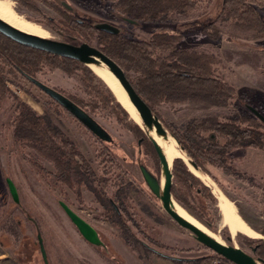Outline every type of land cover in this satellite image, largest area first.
<instances>
[{"label": "rangeland", "instance_id": "374dc122", "mask_svg": "<svg viewBox=\"0 0 264 264\" xmlns=\"http://www.w3.org/2000/svg\"><path fill=\"white\" fill-rule=\"evenodd\" d=\"M249 1L248 5L264 21V0ZM8 2L17 14L45 29L50 39L62 42L70 43L71 40L55 26V21L61 17L52 5L70 10L79 22H88L93 29L95 24L107 22L120 28L124 35L136 39L148 40L159 31L179 34L178 46L181 48L214 56L217 73L235 88L236 97L225 105L200 99L191 102L163 101L157 105L162 117L182 130L194 118L217 117L224 120L238 116L242 120L251 119L256 124L255 129L260 134L264 133V123L248 109L251 106L264 116V35L256 28L244 25L242 20L236 22L231 18L222 19L225 0H199V8L194 13L168 15L156 23L137 22L136 25L116 18L112 1ZM64 3L71 9L66 8ZM216 19L218 22L215 29L219 37L213 40L203 31V27ZM85 34L90 44L96 46L97 33L90 30ZM127 74L132 79L135 76L128 69ZM36 78L75 99L109 132L113 141L108 143L97 140L76 118L27 79H9L8 85L18 99L38 115H49L53 123L76 144L86 160L98 171L104 168L102 160L105 154L114 159L113 165L105 163V168H112V179L119 174L123 176L125 184L129 186L132 212L136 214L134 219L141 223L146 234H140L132 226L133 223H129V226L135 233H139L138 239L148 247L181 260L175 262L160 257L135 239L126 237L109 221L97 219L102 212L101 205L90 193L80 190L82 194H77L75 189L68 190L51 173L52 166L43 159L39 162L44 168L35 166L30 161L31 151L20 147L13 140L10 125L13 108L6 105L0 111V241L4 243L10 256L24 264H44L37 242L40 234L49 264H233L198 242L188 230L177 224L165 212L160 200L150 192L139 164L145 165L158 177H161V165L155 153L148 150L145 143L150 139L148 131L144 125L141 127L135 123L121 105L119 107L113 99V93L99 78L87 76L79 67H74L71 73L46 67ZM257 124L262 126L261 129ZM135 127L140 128L143 133L137 134ZM183 152L190 159L187 152ZM174 162L170 166L172 172ZM228 165L231 169L227 171L209 166L210 174L199 170V178L194 175L216 197V204L199 196L195 201L191 196L188 200L190 209H186L174 200L218 235L226 245L238 246L255 257L252 248L243 240L249 237L242 234L233 236L227 228L219 225L216 190L225 194L244 221L261 235V238L250 239L264 240V137L262 147L235 150ZM8 179L16 186L19 202H15L10 193ZM173 187L184 196L187 195V188L175 176ZM96 188L103 194L99 186ZM113 193L110 188L108 195ZM61 202L89 222L104 244L100 239L101 245L86 242L67 216Z\"/></svg>", "mask_w": 264, "mask_h": 264}, {"label": "trees", "instance_id": "16d2710c", "mask_svg": "<svg viewBox=\"0 0 264 264\" xmlns=\"http://www.w3.org/2000/svg\"><path fill=\"white\" fill-rule=\"evenodd\" d=\"M43 1L47 2V0ZM105 1L114 3L112 8L116 18L140 23H156L168 15L194 13L200 3L199 0ZM249 2V0H225L221 14L223 17L224 14L226 16L222 19L231 18L236 22L242 20L244 25L252 26L264 35V21L259 18L256 10L248 5ZM52 6L61 17L55 21V26L64 31L70 38V43L90 44L85 33L94 30L98 36L96 47L115 60L124 70L126 69V74L127 69L135 74L133 79L128 74L127 77L137 93L168 128L170 134L175 137L179 146L187 152L200 171L210 174L209 166L230 170L228 163L235 150L262 147L264 133L260 134L255 129L256 124L251 119L242 120L238 116L227 117L224 120L217 117L194 118L181 130L166 121L157 110V105L163 101L191 102L200 99L225 105L233 100L236 97V90L217 73L214 66L217 61L213 55L181 48L178 46L180 35L177 33L159 31L148 40H142L124 35L122 32L119 35H111L97 31L90 23L79 22L70 10L59 5ZM218 19L206 23L203 27V31L213 40L219 37L215 29ZM46 67L58 68L67 73H71L74 67H79L87 76L98 79L89 67L78 61L20 45L0 33V111L6 105L13 108L10 119L13 140L20 147L31 151L30 161L35 166L42 169L44 166L39 162L40 159L47 161L52 166L51 173L66 185L68 190L75 189L76 193L84 190L95 200L101 201L104 209L103 219L118 227L126 237L137 241V235L139 233L145 235L146 232L141 228V223L134 219L136 214L132 212L129 186L125 184L123 176L119 174L112 179V168L110 170L105 168V163L109 162L113 165L114 159L105 154L102 160L104 168L99 172L86 160L76 144L53 123L49 115H38L20 101L9 87V79L20 77L28 80L27 76L36 78ZM103 84L106 86L104 82ZM70 99L79 105L75 99ZM113 99L120 107L121 104L115 99L114 94ZM261 127L258 125V128ZM135 132L139 135L143 133L138 127H135ZM97 140L102 141L99 138ZM145 143L148 150L157 156L151 140ZM175 160L172 173L187 188V195L184 196L172 186L174 199L186 209H190L188 200L191 196L195 201L199 196L216 204V197L214 198L211 191L202 185L187 164L182 159ZM96 186L101 188L103 194ZM110 188L114 191L112 195H108ZM129 223H133L132 226L139 233H135ZM243 240L254 250L255 259L264 261V240L250 238Z\"/></svg>", "mask_w": 264, "mask_h": 264}, {"label": "water", "instance_id": "95a60500", "mask_svg": "<svg viewBox=\"0 0 264 264\" xmlns=\"http://www.w3.org/2000/svg\"><path fill=\"white\" fill-rule=\"evenodd\" d=\"M64 6H66V8L68 9H71L66 3H64ZM125 21L133 25L137 24V22L133 20L125 19ZM94 28L98 31L105 32L111 35H119L121 32L120 28L111 25L107 22L95 24ZM0 33L20 45L40 50L52 54L54 56L72 59L80 62L86 67L90 65H104L119 81L120 85L122 86L128 98L130 99L131 103L138 111L142 119L143 125L148 131V134L150 131L155 129L157 131L158 137L168 138V136H171L175 139V137L169 133L168 129L165 127L159 117L153 113L152 109L137 93L136 89L128 79L125 70L115 60H113L103 51L98 49L96 46H93L86 42L77 45L68 42L53 40L50 38H41L39 36L22 32L14 28L10 24L6 23L2 19H0ZM27 78L32 84H34L42 92H44L51 99H53L57 104L67 110L74 118H76L86 129H88L97 138L108 143L113 141V138L111 137L109 132L87 111H85L82 107H80L70 98H68L58 90L47 86L36 78L30 76H27ZM248 109L262 123H264V116L262 114H260L256 109L252 108L251 106H248ZM149 138L154 146V149L161 165V177L154 175L145 165H140L139 169L143 176L146 186L148 187L150 192L157 199L160 200L165 212L182 228L188 230L198 242L202 243L204 246L213 250L219 256L225 258L233 264H264V261L256 260L253 255L248 254L238 246H231L226 245L225 243L218 242L217 240L209 236L207 233L190 223L188 220H186L176 212L175 200L172 195L174 175L172 173V170L170 168V165L163 149L150 135ZM175 141L177 142L176 139ZM177 144L179 146L178 142ZM180 149L184 151L183 148L180 147ZM188 161L189 165L194 170L199 171L198 166L191 159H188ZM162 177L165 180L163 185ZM7 183L14 201L19 202L16 186L10 179L7 180ZM61 206L66 212V214L69 216L71 221L75 224L79 233L84 239L88 240L90 243L93 244H100V240L95 229L88 222L81 218L64 202H61ZM38 238L40 241V249L45 264H49L42 238L40 235H38ZM154 251L162 257L168 258L170 260H181L175 257L164 255L156 250Z\"/></svg>", "mask_w": 264, "mask_h": 264}, {"label": "bare ground", "instance_id": "6f19581e", "mask_svg": "<svg viewBox=\"0 0 264 264\" xmlns=\"http://www.w3.org/2000/svg\"><path fill=\"white\" fill-rule=\"evenodd\" d=\"M9 1V0H8ZM5 0H0V19L10 24L14 28L35 36H39L41 38H49V33L43 29L40 25L32 23L26 20L21 15L17 14L14 10L12 4ZM100 80H102L106 86L111 90V92L116 97L117 101L122 105V107L129 113L130 118L137 123L139 126L143 127L142 119L128 98L126 92L120 85L119 81L114 77V75L104 66H96L90 65L88 66ZM149 135L156 140L158 145L163 149L168 163L171 166L175 159H182L190 168V170L197 175L200 176V172L194 170L190 165L188 158L185 156L184 152L180 149L177 142L171 136L168 138L158 137L157 131L154 129L149 132ZM165 180L162 177V185ZM217 189V188H216ZM215 189V190H216ZM216 195L218 199V208L220 214L219 225L221 227L227 228L231 235L235 236L237 234L245 235L249 238L257 239L261 238V235L253 230L241 217L240 213H238L236 206L234 203L226 197L220 190H216ZM176 212L188 220L193 225L197 226L199 229L207 233L209 236L214 238L220 243H224L222 239L207 229L204 225H202L198 220H196L192 215H190L182 206L175 202Z\"/></svg>", "mask_w": 264, "mask_h": 264}, {"label": "flooded vegetation", "instance_id": "af4514ba", "mask_svg": "<svg viewBox=\"0 0 264 264\" xmlns=\"http://www.w3.org/2000/svg\"><path fill=\"white\" fill-rule=\"evenodd\" d=\"M141 164H139V166H140ZM150 170V169H149ZM151 171V170H150ZM152 172V171H151ZM154 175H156L154 172H152ZM197 176V175H196ZM198 177V176H197ZM9 187V186H8ZM10 190V189H9ZM11 193V192H10ZM77 194H82L81 192L80 193H77ZM98 203H100V205H101V201H98V200H96ZM115 209L116 210H118L116 207H115ZM103 207L101 206V211L103 212ZM100 213L99 215V217L97 218V219H103V213ZM68 216V215H67ZM69 217V216H68ZM81 217V216H80ZM71 220V219H70ZM85 220V219H84ZM86 221V220H85ZM87 222V221H86ZM73 223V222H72ZM89 223V222H88ZM111 223V222H110ZM74 224V223H73ZM112 224V223H111ZM113 225V224H112ZM74 226H75V224H74ZM113 226H115V225H113ZM76 227V226H75ZM93 227V226H92ZM116 227V226H115ZM77 228V227H76ZM94 228V227H93ZM118 228V227H117ZM119 229V228H118ZM78 230V229H77ZM120 230V229H119ZM96 231V230H95ZM96 233H97V235H98V238L100 239V236H99V234H98V232L96 231ZM40 235V234H39ZM41 236V238H42V235H40ZM86 242H88L89 244H92V245H101V244H93V243H90L88 240H86V239H84ZM101 240V239H100ZM42 241H43V238H42ZM136 241V240H135ZM37 242H38V245H39V247H40V241H39V238L37 237ZM101 242H102V240H101ZM136 242H138V243H140L141 245H143V246H145L148 250H150L151 252H153L154 254H156V255H159V254H157V253H155V251H154V249L153 248H150V247H148V245L147 244H145L142 240H137ZM43 244H44V242H43ZM102 244H104L103 242H102ZM109 246H110V244H109ZM108 247V246H107ZM40 251H41V249H40ZM254 253V252H253ZM42 254V253H41ZM160 257H162L161 255H159ZM43 257V256H42ZM255 258V257H254ZM43 261H44V259H43ZM172 261H177L178 262V260H172ZM44 264H45V261H44Z\"/></svg>", "mask_w": 264, "mask_h": 264}, {"label": "crops", "instance_id": "0c3cea01", "mask_svg": "<svg viewBox=\"0 0 264 264\" xmlns=\"http://www.w3.org/2000/svg\"><path fill=\"white\" fill-rule=\"evenodd\" d=\"M0 264H24V262L10 256L6 246L0 241Z\"/></svg>", "mask_w": 264, "mask_h": 264}]
</instances>
